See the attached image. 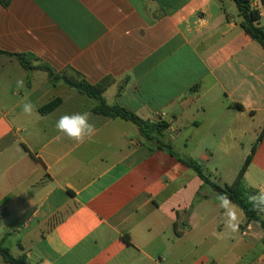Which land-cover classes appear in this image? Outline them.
<instances>
[{
  "label": "crops",
  "instance_id": "1",
  "mask_svg": "<svg viewBox=\"0 0 264 264\" xmlns=\"http://www.w3.org/2000/svg\"><path fill=\"white\" fill-rule=\"evenodd\" d=\"M241 20L233 0L0 3V242L30 264H264L258 223L239 208L226 231L213 187L65 81L164 124L221 186L250 158L243 181L264 190V47ZM85 111L96 135L57 140L58 118Z\"/></svg>",
  "mask_w": 264,
  "mask_h": 264
},
{
  "label": "trees",
  "instance_id": "2",
  "mask_svg": "<svg viewBox=\"0 0 264 264\" xmlns=\"http://www.w3.org/2000/svg\"><path fill=\"white\" fill-rule=\"evenodd\" d=\"M233 1L238 8L239 16L242 19L241 25L245 32L253 40L264 47V31L257 24L260 16L258 10L252 7L251 0ZM0 3L3 6H7L9 4V0H0ZM46 71L48 72V75L50 77H52L54 80H57V77L51 70L46 69ZM65 81L69 86L78 90L79 92L83 93L96 102L94 112L112 118H120L135 124L138 127L140 134L145 142L149 144L155 142L157 150L165 151L171 156L176 157L181 163L192 169L204 183L213 187V189L218 193H227L232 202L238 205L239 208L244 212L247 221H254L258 223L264 230V218L262 217V213L253 209L252 205L248 201V197L251 195H255L257 191L248 188L243 181L244 172L246 171V168L250 162V158L246 160L245 165L240 171L236 181L232 185L221 186L211 179V175H209L203 168V166L196 160L188 156L178 155L171 145L164 143L160 139V136H162L163 132L167 129L164 124H151L147 121L142 120L137 115L125 108H122L120 106H109L103 98V89L98 85H92L86 81ZM59 102L60 101H55L51 103L49 106L43 109V112L54 109L59 104ZM125 241L129 243V237H126ZM0 257L3 264H30L25 255L19 257L14 256L11 253L10 249L6 247L2 242H0Z\"/></svg>",
  "mask_w": 264,
  "mask_h": 264
},
{
  "label": "clouds",
  "instance_id": "3",
  "mask_svg": "<svg viewBox=\"0 0 264 264\" xmlns=\"http://www.w3.org/2000/svg\"><path fill=\"white\" fill-rule=\"evenodd\" d=\"M23 85V80L17 81L18 87H23ZM36 107L31 100L26 99L22 103V112L30 116L35 112ZM92 120L93 114L89 111L61 115L55 123V128L59 133L56 139L67 138L78 144L90 141L97 132L96 125ZM215 199L218 201V206L223 209L225 230L230 233L237 232L239 206L232 202L227 193H216ZM248 201L253 209L264 213V190H258L255 195L249 196Z\"/></svg>",
  "mask_w": 264,
  "mask_h": 264
},
{
  "label": "rangeland",
  "instance_id": "4",
  "mask_svg": "<svg viewBox=\"0 0 264 264\" xmlns=\"http://www.w3.org/2000/svg\"><path fill=\"white\" fill-rule=\"evenodd\" d=\"M13 252H16V248L15 247H13Z\"/></svg>",
  "mask_w": 264,
  "mask_h": 264
}]
</instances>
